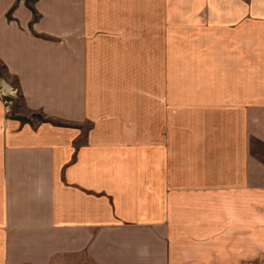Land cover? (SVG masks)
Wrapping results in <instances>:
<instances>
[{
	"label": "crops",
	"instance_id": "1",
	"mask_svg": "<svg viewBox=\"0 0 264 264\" xmlns=\"http://www.w3.org/2000/svg\"><path fill=\"white\" fill-rule=\"evenodd\" d=\"M29 5L0 0V264H264V0Z\"/></svg>",
	"mask_w": 264,
	"mask_h": 264
},
{
	"label": "rangeland",
	"instance_id": "2",
	"mask_svg": "<svg viewBox=\"0 0 264 264\" xmlns=\"http://www.w3.org/2000/svg\"><path fill=\"white\" fill-rule=\"evenodd\" d=\"M33 0H25V3H32ZM12 9L8 10L7 15L11 14ZM33 14V13H32ZM36 14V12H35ZM37 16V14H36ZM0 73L2 75V78L0 76V99H2L5 102H8L9 104L5 105L8 107L12 103V99H15V103H19L20 101V95L18 94V88L16 87V81L13 77L8 76V74L2 70V66L0 65ZM6 95V96H3ZM5 106V107H6ZM6 109H10L9 107ZM9 112V111H8Z\"/></svg>",
	"mask_w": 264,
	"mask_h": 264
},
{
	"label": "trees",
	"instance_id": "3",
	"mask_svg": "<svg viewBox=\"0 0 264 264\" xmlns=\"http://www.w3.org/2000/svg\"><path fill=\"white\" fill-rule=\"evenodd\" d=\"M26 5H27L28 7H30V9H31V11H32V13H33V18H36V14H35V11H34V9L32 8V6L29 5L28 3H26ZM7 16L10 18V15H7Z\"/></svg>",
	"mask_w": 264,
	"mask_h": 264
},
{
	"label": "built area",
	"instance_id": "4",
	"mask_svg": "<svg viewBox=\"0 0 264 264\" xmlns=\"http://www.w3.org/2000/svg\"><path fill=\"white\" fill-rule=\"evenodd\" d=\"M3 96H6V95H3ZM6 103V105H8L9 103L8 102H5Z\"/></svg>",
	"mask_w": 264,
	"mask_h": 264
}]
</instances>
